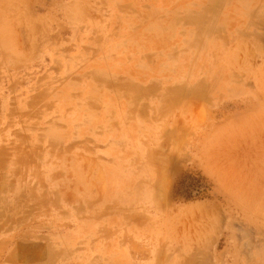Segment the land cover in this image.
I'll use <instances>...</instances> for the list:
<instances>
[{
	"label": "rangeland",
	"instance_id": "1",
	"mask_svg": "<svg viewBox=\"0 0 264 264\" xmlns=\"http://www.w3.org/2000/svg\"><path fill=\"white\" fill-rule=\"evenodd\" d=\"M0 264H264V0H0Z\"/></svg>",
	"mask_w": 264,
	"mask_h": 264
},
{
	"label": "trees",
	"instance_id": "2",
	"mask_svg": "<svg viewBox=\"0 0 264 264\" xmlns=\"http://www.w3.org/2000/svg\"><path fill=\"white\" fill-rule=\"evenodd\" d=\"M181 184H183V182ZM177 192H178V194H180V191H177ZM181 192L183 193L184 197H186V198L190 197V195H191L190 193L187 192V190L185 188L184 189H181Z\"/></svg>",
	"mask_w": 264,
	"mask_h": 264
}]
</instances>
